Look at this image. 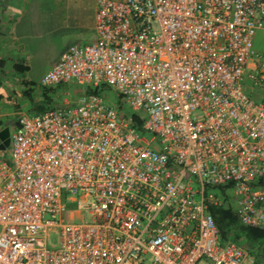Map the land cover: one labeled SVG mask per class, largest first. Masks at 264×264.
<instances>
[{"label":"built area","instance_id":"built-area-1","mask_svg":"<svg viewBox=\"0 0 264 264\" xmlns=\"http://www.w3.org/2000/svg\"><path fill=\"white\" fill-rule=\"evenodd\" d=\"M97 2V38L41 80L86 94L21 115L0 156V264H264L210 210L264 230V102L243 84L264 87V0Z\"/></svg>","mask_w":264,"mask_h":264},{"label":"crops","instance_id":"crops-1","mask_svg":"<svg viewBox=\"0 0 264 264\" xmlns=\"http://www.w3.org/2000/svg\"><path fill=\"white\" fill-rule=\"evenodd\" d=\"M97 1L0 0V131L8 127L12 134L21 115L51 109L53 96L61 94L63 86L77 85L69 81L43 86L35 81H41L72 45L97 38ZM55 43L56 54L36 72L35 53L45 52Z\"/></svg>","mask_w":264,"mask_h":264},{"label":"rangeland","instance_id":"rangeland-1","mask_svg":"<svg viewBox=\"0 0 264 264\" xmlns=\"http://www.w3.org/2000/svg\"><path fill=\"white\" fill-rule=\"evenodd\" d=\"M37 10V9H36ZM254 48L256 51L264 54V30L259 31L254 39ZM58 49V44L55 43L51 45L49 48L45 50V52H40V53H35V57L33 59V63L36 67L35 71L39 72L40 69L44 67V65L47 63V60L54 56ZM37 84H40L41 81H35ZM244 88L245 92L249 94L252 98L258 100V101H263L264 102V87L262 86H257L253 81H251L247 76L245 77L244 81ZM88 85L80 86L77 84L76 86H71V84H67L62 87L61 94H56L53 96V101L50 102L49 106L51 108H56L63 106L65 102L68 100L71 104H77L80 98L86 94ZM101 93L104 98V102L113 107H118V108H123L131 111L130 107L128 104L124 102L119 96V94L114 90V88L105 86L103 88H100ZM37 97V94L34 93V98ZM15 131L13 128L12 131ZM12 132V134L14 133ZM147 138H151L153 136L152 132H145L144 133ZM11 150V147H9L6 151H0L1 154H9ZM69 208L67 209L66 212L63 214V218L66 222L69 221L70 217V209L74 207V203L68 201ZM47 220H54L50 215L46 216ZM58 220V218H56ZM1 229V227H0ZM48 244L52 248H58L60 245V229L56 227H52L51 230L49 231V240ZM248 245V244H247ZM250 251L253 253L257 254L260 258V260H264V245H259L254 243L251 248H249Z\"/></svg>","mask_w":264,"mask_h":264},{"label":"trees","instance_id":"trees-1","mask_svg":"<svg viewBox=\"0 0 264 264\" xmlns=\"http://www.w3.org/2000/svg\"><path fill=\"white\" fill-rule=\"evenodd\" d=\"M135 122V126L140 129L139 118H136ZM5 157H8V155ZM227 190V186H221L217 187L215 192L217 195H223L226 199H229ZM210 210L220 229V238L222 241L233 240L247 248H251L254 243L264 245V230L242 224L230 202L219 206L213 205Z\"/></svg>","mask_w":264,"mask_h":264},{"label":"water","instance_id":"water-1","mask_svg":"<svg viewBox=\"0 0 264 264\" xmlns=\"http://www.w3.org/2000/svg\"><path fill=\"white\" fill-rule=\"evenodd\" d=\"M11 145V132L8 127L0 131V151H6Z\"/></svg>","mask_w":264,"mask_h":264}]
</instances>
